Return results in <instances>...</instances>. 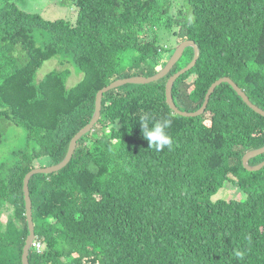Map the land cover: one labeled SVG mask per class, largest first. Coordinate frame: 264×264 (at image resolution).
<instances>
[{
    "label": "trees",
    "instance_id": "obj_1",
    "mask_svg": "<svg viewBox=\"0 0 264 264\" xmlns=\"http://www.w3.org/2000/svg\"><path fill=\"white\" fill-rule=\"evenodd\" d=\"M25 1H0V144L7 122L25 132L23 147L0 166V264H22L25 176L63 161L94 115L98 91L156 75L174 51L158 45L173 0H56L76 8L73 23L28 13ZM183 1L172 34L178 44L194 42L200 55L173 85L176 107L196 112L210 86L227 77L264 111V0ZM193 55L187 48L157 82L105 93L98 122L70 162L30 178L29 264H264V167L242 164L264 147V117L226 83L203 115L175 114L165 85ZM51 59L72 67L75 85L67 86L69 68L36 78ZM144 115L171 119L170 149L149 148ZM263 161L264 154L249 165ZM226 182L244 199L213 201Z\"/></svg>",
    "mask_w": 264,
    "mask_h": 264
},
{
    "label": "water",
    "instance_id": "obj_2",
    "mask_svg": "<svg viewBox=\"0 0 264 264\" xmlns=\"http://www.w3.org/2000/svg\"><path fill=\"white\" fill-rule=\"evenodd\" d=\"M187 48H193V50H194V55H193L192 61L187 66H185L183 69H181L180 71L176 72L171 77H169V79L165 85L166 102H167L168 106L170 107V109L175 114L182 116V117H190V118H196V117L203 115L207 109L210 97H211L212 93L214 92V90L219 85L226 83V84H229L233 88V90L236 92V94L243 100V102L249 108H251L255 113L264 117V111L259 109L257 106L253 105L249 101L246 94L231 79H229L227 77L220 78L219 80H217L216 82H214L210 86V88L208 89V92L205 96V100H204L201 108L199 110H197L196 112H184V111L179 110L176 107V105L173 101V97H172L173 85H174L175 81L181 75L190 71L195 66L197 60L199 59V55H200L198 47L192 41H184V42L180 43L179 46L175 49L173 56L167 62L165 67L156 75H154L152 77H148V78H146V77H132V78L119 79V80L112 82L107 87L102 88L96 94L95 112H94V115H93L90 123L88 125H86L84 128H82L72 138V140L69 144V147H68L67 154H66L65 158L63 159V161L61 163H59L58 165H55L52 167L34 169V170L30 171L24 178L23 193H24V201H25V216L27 219L29 235L26 239V242H25V245L23 248L22 264H29L28 253H29V250L32 246L34 239H35L34 224H33V220H32V203H31V198H30L29 188H28V182H29L30 178H32L34 175H37V174H51V173L57 172V171L63 169L70 162V160L73 156V153L76 149L77 142L83 136H85L87 133L91 132L92 129L94 128L95 124L98 122V120L100 118V114H101L102 97L105 93H107L113 89L122 87L124 85H128V84L145 85V84H150V83L157 82V81L161 80L171 71V69L174 67V65L181 59L184 51ZM262 154H264V147L261 149L250 151V152L246 153L242 158L243 167L248 171H258V170L262 169L264 167V161L262 163L256 165V166H250L249 165V161L251 159H253L259 155H262Z\"/></svg>",
    "mask_w": 264,
    "mask_h": 264
},
{
    "label": "rangeland",
    "instance_id": "obj_3",
    "mask_svg": "<svg viewBox=\"0 0 264 264\" xmlns=\"http://www.w3.org/2000/svg\"><path fill=\"white\" fill-rule=\"evenodd\" d=\"M1 1V0H0ZM56 0H26L20 5L22 10L28 13H40L41 16L48 21H54L63 19L66 21L74 22L76 20V8H63L57 6ZM183 7H186V3L183 0H173V4L170 6V13L167 17V24L162 27L159 31L158 45L165 48H173L174 51L171 55L173 56L175 49L179 46L177 38L172 34L176 24L173 18L181 14ZM170 57V58H171ZM170 60V59H169ZM127 61H131L127 59ZM143 67H146L145 64ZM70 69V77L67 80V86L71 87L76 84L79 80V76L73 71L72 67L67 63L61 65L57 59H51L43 63L40 69L36 73V78L41 79L45 74L56 69ZM6 129L5 136L2 143L0 144V166L11 160L12 152L23 147L25 142V132L22 128L17 127L11 122L4 124ZM245 195L240 190L234 187L232 184L226 182L219 192L212 198L213 201L218 199L231 200V199H244ZM6 215H10L11 210L7 208L4 210ZM44 247H41L43 250ZM41 250V251H42Z\"/></svg>",
    "mask_w": 264,
    "mask_h": 264
},
{
    "label": "clouds",
    "instance_id": "obj_4",
    "mask_svg": "<svg viewBox=\"0 0 264 264\" xmlns=\"http://www.w3.org/2000/svg\"><path fill=\"white\" fill-rule=\"evenodd\" d=\"M142 130V135L149 143V148H154L155 151L161 152L165 148H171L173 137L169 134L172 121L169 118H162L153 121L150 116L144 115L139 122Z\"/></svg>",
    "mask_w": 264,
    "mask_h": 264
},
{
    "label": "built area",
    "instance_id": "obj_5",
    "mask_svg": "<svg viewBox=\"0 0 264 264\" xmlns=\"http://www.w3.org/2000/svg\"><path fill=\"white\" fill-rule=\"evenodd\" d=\"M35 246H36V249L39 251L40 250V244L37 243Z\"/></svg>",
    "mask_w": 264,
    "mask_h": 264
}]
</instances>
